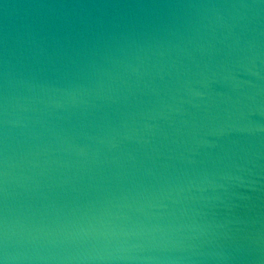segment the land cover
I'll use <instances>...</instances> for the list:
<instances>
[{
  "label": "water",
  "instance_id": "water-1",
  "mask_svg": "<svg viewBox=\"0 0 264 264\" xmlns=\"http://www.w3.org/2000/svg\"><path fill=\"white\" fill-rule=\"evenodd\" d=\"M3 264H264V0H0Z\"/></svg>",
  "mask_w": 264,
  "mask_h": 264
},
{
  "label": "snow or ice",
  "instance_id": "snow-or-ice-1",
  "mask_svg": "<svg viewBox=\"0 0 264 264\" xmlns=\"http://www.w3.org/2000/svg\"><path fill=\"white\" fill-rule=\"evenodd\" d=\"M0 264H3V261L2 260H0Z\"/></svg>",
  "mask_w": 264,
  "mask_h": 264
}]
</instances>
